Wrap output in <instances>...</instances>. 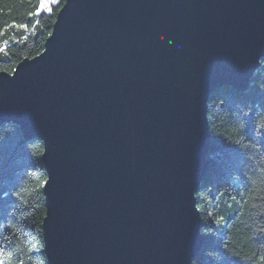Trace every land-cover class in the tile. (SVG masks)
I'll return each mask as SVG.
<instances>
[{"label":"water","instance_id":"1","mask_svg":"<svg viewBox=\"0 0 264 264\" xmlns=\"http://www.w3.org/2000/svg\"><path fill=\"white\" fill-rule=\"evenodd\" d=\"M263 58L264 0H66L0 73V126L43 141L49 264H192L209 99Z\"/></svg>","mask_w":264,"mask_h":264},{"label":"trees","instance_id":"2","mask_svg":"<svg viewBox=\"0 0 264 264\" xmlns=\"http://www.w3.org/2000/svg\"><path fill=\"white\" fill-rule=\"evenodd\" d=\"M65 1L37 13L40 0H0V73L44 50ZM208 105L210 165L196 194L205 243L192 264H264V58L248 89L224 86ZM43 151L18 124L0 126V264H49Z\"/></svg>","mask_w":264,"mask_h":264},{"label":"snow or ice","instance_id":"3","mask_svg":"<svg viewBox=\"0 0 264 264\" xmlns=\"http://www.w3.org/2000/svg\"><path fill=\"white\" fill-rule=\"evenodd\" d=\"M58 0H40V7L39 9L37 10V13H39L40 11L42 10H47V11H51V7L50 5H54V4H57ZM8 28H15V29H27L28 28V25L27 24H24V23H21V24H11L8 26ZM4 31H7V28L4 29ZM2 34V33H0ZM0 51H3V49H0ZM13 72H15V69H12ZM224 221V217H220V219H218L216 221L217 224H220Z\"/></svg>","mask_w":264,"mask_h":264}]
</instances>
